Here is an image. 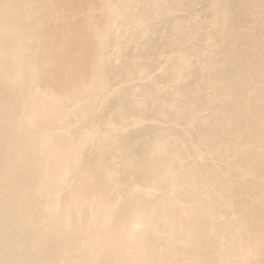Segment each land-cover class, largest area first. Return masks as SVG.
<instances>
[{
	"label": "bare ground",
	"instance_id": "bare-ground-1",
	"mask_svg": "<svg viewBox=\"0 0 264 264\" xmlns=\"http://www.w3.org/2000/svg\"><path fill=\"white\" fill-rule=\"evenodd\" d=\"M57 2L76 5L79 19L47 23L14 63V83L0 61V227L11 182L22 195L8 205L9 226L35 243L33 259L226 261L248 225L259 259L258 132L251 150L233 133L247 121L238 98L252 49L258 113L260 0ZM144 19L152 28L141 34ZM101 57L102 78L91 71ZM157 138L161 153L146 161ZM165 143L193 169L164 179Z\"/></svg>",
	"mask_w": 264,
	"mask_h": 264
},
{
	"label": "snow or ice",
	"instance_id": "snow-or-ice-1",
	"mask_svg": "<svg viewBox=\"0 0 264 264\" xmlns=\"http://www.w3.org/2000/svg\"><path fill=\"white\" fill-rule=\"evenodd\" d=\"M261 6V35H260V88H259V107L255 104L256 92L253 87L255 73V50L252 49L246 53L245 68L248 78L244 81L246 85L243 89L246 95L239 96V103L243 107L247 121L240 127L235 128L234 135L244 142L245 148L251 150L255 146L257 132L260 144V171L264 177V0H260ZM77 7L73 4L58 3L57 0H0V61L3 62L6 70V79L14 83L12 68L16 61L25 58L26 53L33 47L38 46L39 36L45 25L53 19L74 22L79 17L70 13V9ZM80 8H93L95 5H80ZM176 7H188L186 5H177ZM152 21L144 19L138 24V31L146 34L152 28ZM102 39V37H100ZM176 39V36L173 37ZM74 55L82 56V52H75ZM119 63V62H118ZM104 58L97 59L92 65L91 71L94 75H100L102 78L105 68L103 67ZM183 71H191V61H186L182 66ZM42 69L37 66L36 71ZM91 87L92 85H88ZM172 91H176V86L172 85ZM8 114L6 113V116ZM166 118H171V113L165 112ZM258 117V128H257ZM161 153L160 141H151L146 145V161L152 162L158 159ZM164 155L170 156L171 166L166 168L167 175L163 176L168 179L169 176L177 177L178 173L173 171L179 166L181 172L193 169L191 159H185L184 153L175 147L165 143ZM4 158L11 162L18 159V154L14 152L7 138H5ZM200 163L206 164L203 158ZM253 165H250V170ZM22 193L18 185L6 183L3 190L5 201L4 216L5 222L0 227V264H54L52 261L33 259L32 254L36 247L35 243L23 239L14 232L9 226V208L8 205L14 201H19ZM260 233H259V259H256L257 248L255 244L254 230L251 225L242 227L239 230V244L235 239L228 243L227 247L232 256L229 260H211V259H160V260H138L135 262L128 261H66L64 264H264V183H262V193L260 198ZM244 233L247 235L245 236ZM176 251L179 253L182 248L177 246Z\"/></svg>",
	"mask_w": 264,
	"mask_h": 264
}]
</instances>
